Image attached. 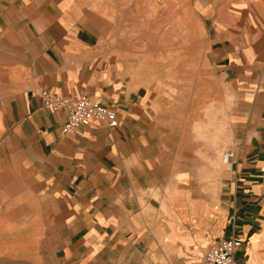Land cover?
<instances>
[{
  "label": "crops",
  "instance_id": "0c3cea01",
  "mask_svg": "<svg viewBox=\"0 0 264 264\" xmlns=\"http://www.w3.org/2000/svg\"><path fill=\"white\" fill-rule=\"evenodd\" d=\"M83 3L0 0V212L29 221L56 264H199L235 238L237 264H264V118L247 119L234 177L213 199L177 188L175 153L153 132L161 97L103 53ZM44 92L86 96L119 126L63 137L68 113L44 108Z\"/></svg>",
  "mask_w": 264,
  "mask_h": 264
},
{
  "label": "rangeland",
  "instance_id": "374dc122",
  "mask_svg": "<svg viewBox=\"0 0 264 264\" xmlns=\"http://www.w3.org/2000/svg\"><path fill=\"white\" fill-rule=\"evenodd\" d=\"M80 1L100 27L103 53L161 97L152 126L175 153V179H185L175 186L213 199L234 177L242 138L264 118V0ZM19 215L1 209L0 264H56Z\"/></svg>",
  "mask_w": 264,
  "mask_h": 264
},
{
  "label": "built area",
  "instance_id": "2783aa9c",
  "mask_svg": "<svg viewBox=\"0 0 264 264\" xmlns=\"http://www.w3.org/2000/svg\"><path fill=\"white\" fill-rule=\"evenodd\" d=\"M44 108L52 112L67 111L68 121L62 128L63 137H71L80 129L89 128L94 124H105L109 129L119 126L117 112L92 101L86 96L59 97L50 93H42ZM234 156L227 155L229 163ZM243 248L241 239L223 240L209 249L201 264H237L236 254Z\"/></svg>",
  "mask_w": 264,
  "mask_h": 264
},
{
  "label": "bare ground",
  "instance_id": "6f19581e",
  "mask_svg": "<svg viewBox=\"0 0 264 264\" xmlns=\"http://www.w3.org/2000/svg\"><path fill=\"white\" fill-rule=\"evenodd\" d=\"M162 2H163V1H162ZM157 3H158V1H157ZM157 3H156V4H157ZM167 4H168V3H167ZM155 7L157 8V6H155ZM159 7H160V6H159ZM162 7H163V6H162ZM159 10H160V9H159ZM153 11H155V8L153 9ZM223 161L226 162L224 159H223Z\"/></svg>",
  "mask_w": 264,
  "mask_h": 264
}]
</instances>
